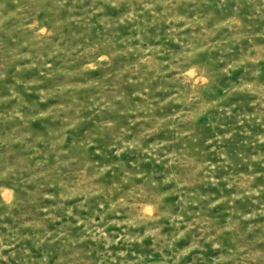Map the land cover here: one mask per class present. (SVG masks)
<instances>
[{"label": "rangeland", "instance_id": "rangeland-1", "mask_svg": "<svg viewBox=\"0 0 264 264\" xmlns=\"http://www.w3.org/2000/svg\"><path fill=\"white\" fill-rule=\"evenodd\" d=\"M0 264H264V0H0Z\"/></svg>", "mask_w": 264, "mask_h": 264}]
</instances>
